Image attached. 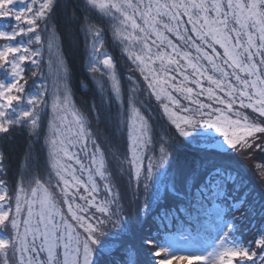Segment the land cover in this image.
I'll use <instances>...</instances> for the list:
<instances>
[{"label": "snow or ice", "instance_id": "1", "mask_svg": "<svg viewBox=\"0 0 264 264\" xmlns=\"http://www.w3.org/2000/svg\"><path fill=\"white\" fill-rule=\"evenodd\" d=\"M62 7L0 0V141L17 128L39 138L49 100L53 113L48 181L22 179L10 189L0 152V264H264V193L246 178L253 171L264 188V0H78L87 71L101 96L92 108L100 121L115 103L116 127L127 135L119 187L70 99L51 24ZM108 31L159 102L163 131L138 106L135 71L122 90L104 50ZM181 145L190 150L181 154ZM32 163L29 152L25 168ZM52 173L75 224L46 187Z\"/></svg>", "mask_w": 264, "mask_h": 264}, {"label": "trees", "instance_id": "2", "mask_svg": "<svg viewBox=\"0 0 264 264\" xmlns=\"http://www.w3.org/2000/svg\"><path fill=\"white\" fill-rule=\"evenodd\" d=\"M65 2L68 3V8L65 9L62 7L59 9L56 16L51 21V24L55 26L59 51L68 68V84L71 90L70 99L75 108L86 118L89 130L98 138V142L101 143L106 166L113 174V182L119 187L122 184H126L127 181V177H122L120 175V169L118 167L119 159H123L126 152L127 135L126 132L122 134L116 127L117 105L115 103H113L111 107L104 106L101 120L97 121L96 119L97 112L92 106L94 104L97 106L101 105V96L96 80L87 71L88 54L84 33L81 31L83 15L80 12H75V5L78 3V0H60L62 5ZM74 12L75 15L79 17L78 21L72 19ZM92 23H96V19H93ZM41 27H43V25H41ZM2 43L3 42H0V44ZM105 43L106 48L104 50L107 51L116 62L117 74L121 82L122 90L127 94V90L130 86L128 78L129 76H133V71H135L133 79L137 81V87L140 89L137 94L140 102L138 106L141 107V111L146 118L151 117L149 122L153 125L154 130L156 132L163 131L164 128L169 126L167 118L162 117V109L160 108L159 102L155 100V97L148 95L146 82L143 81V77L140 75L139 70H136L134 66L131 65V62L127 60L121 46L112 39L111 31L106 33ZM47 60L48 53L45 51V63L43 65V71L45 73L48 71ZM30 67L31 66H29L28 71L29 77L31 74ZM177 79H180V77H177ZM36 83L39 84L40 81L37 80ZM207 86V82H205V87ZM28 87L30 90L32 89L31 79H29ZM173 95L181 99L182 104H187V101L183 100L179 94L173 93ZM201 99L204 98L201 97ZM241 111L249 115L250 120L258 116V114L254 113L251 109H243ZM52 116L51 101L49 100L48 108L42 113V129L39 138L30 136L27 128H17L7 141H0V152H3L5 155L7 181L10 189L19 185L22 179L26 182L25 186H27V181L33 178L40 179L42 183L49 180L51 168L48 164V148L45 146V136L48 133V122L52 119ZM180 147L182 150L181 154H183L184 151L190 150L189 147H185L184 145ZM29 152L33 158V163L30 168L26 169L24 161L26 154ZM240 159L242 163H245L243 158ZM259 159L260 157L257 156L256 160L259 161ZM246 178L255 188L254 194L264 193V188L261 187V180L253 171L250 170ZM46 187H48V191L53 195L57 208L65 214L70 223L75 224L67 213V206L62 203L63 194L60 193L58 188H55L54 173H52L51 186L46 184ZM81 194L84 193L81 191ZM77 202L83 203V201L79 200ZM122 203H124L126 208V200L122 201ZM134 212L133 210L129 216L133 224H135V221H133L135 217ZM251 235V232L245 231L240 238L246 243L247 240L251 238Z\"/></svg>", "mask_w": 264, "mask_h": 264}, {"label": "rangeland", "instance_id": "3", "mask_svg": "<svg viewBox=\"0 0 264 264\" xmlns=\"http://www.w3.org/2000/svg\"><path fill=\"white\" fill-rule=\"evenodd\" d=\"M73 151H75V150H73ZM113 180H114V179H113ZM97 182L100 183L99 180H97ZM81 191H82V193H84V192H83V189H81ZM84 194H86V193H84ZM126 202H127V201H126ZM127 207H128V205H127ZM127 207H126V209H127ZM134 213H135V212H134ZM135 220H136V216L134 217L133 221H135ZM172 264H177V262L174 260V261H172ZM181 264H189V261H183V262H181ZM190 264H200V262L197 261V260H192V261L190 262Z\"/></svg>", "mask_w": 264, "mask_h": 264}]
</instances>
